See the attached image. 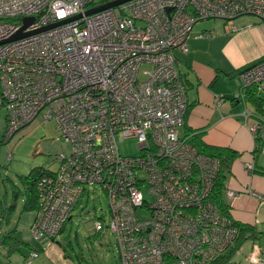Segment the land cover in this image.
I'll return each mask as SVG.
<instances>
[{"label": "built area", "instance_id": "2783aa9c", "mask_svg": "<svg viewBox=\"0 0 264 264\" xmlns=\"http://www.w3.org/2000/svg\"><path fill=\"white\" fill-rule=\"evenodd\" d=\"M91 1L0 0L5 137L42 114L69 148L57 154L58 170L37 183L39 209L29 234L55 240L87 189L99 186L110 220L97 219L94 231L115 235L121 264H217L235 247L238 229L213 197L220 161L180 135L189 100L175 52H189L199 21L223 20L230 31L242 16L264 21V0H130L87 16ZM239 80L236 99L245 102L252 88L264 91V62ZM243 116L264 155V103ZM126 138L138 141L139 155L122 156ZM248 261L264 264L258 247Z\"/></svg>", "mask_w": 264, "mask_h": 264}, {"label": "crops", "instance_id": "0c3cea01", "mask_svg": "<svg viewBox=\"0 0 264 264\" xmlns=\"http://www.w3.org/2000/svg\"><path fill=\"white\" fill-rule=\"evenodd\" d=\"M234 25L237 30L230 31L226 21H223V36L193 29L188 41L189 52H175L190 105L186 128L180 129V135L184 136L187 128L199 131L207 145L229 148L240 153L232 164L225 189L237 194L230 198L224 191V198L231 208L233 220L252 226L257 234L241 243L240 253H235L227 264H253L248 261V255L256 247L264 259V157L257 153L255 140L243 116L245 108L256 110V107L248 99L244 102L236 98L241 88L240 69L264 58V21L254 16H242L234 21ZM258 94L264 97V91ZM248 163L254 165L252 171L247 170ZM6 205L2 204L0 208L11 220H3L0 232L14 229L15 239L23 242L10 257L0 254V264H24L33 253L37 255L32 258L31 264H86L83 254V257L77 255L73 259L57 241L31 240L30 234L20 227L23 213L17 223H13L17 206L6 212ZM106 232L96 233L93 230L91 236L101 238Z\"/></svg>", "mask_w": 264, "mask_h": 264}, {"label": "rangeland", "instance_id": "374dc122", "mask_svg": "<svg viewBox=\"0 0 264 264\" xmlns=\"http://www.w3.org/2000/svg\"><path fill=\"white\" fill-rule=\"evenodd\" d=\"M194 30H206L217 36L225 35L223 21H201L195 25ZM146 69L147 66L144 64L141 71ZM6 116V110L1 109L0 201L9 206L13 202V190L19 188L24 190L25 188L21 177L29 176L39 168L56 172L59 168L57 154H68L69 148L59 139L55 123L52 121L43 122L42 114L33 123L19 131L10 141H7L5 138ZM119 147L122 156H137L140 154L138 141L135 138L124 139L120 142ZM9 156H12V158L9 159ZM144 194L148 201L152 202L154 200L146 189H144ZM17 200V210L13 223H17L20 214L23 213L24 217L20 227H23L29 235V229L36 214L22 212L23 195L19 196ZM148 216L147 212H140L142 219H148ZM101 218L104 223H109V201L99 186L88 188L73 211L72 219L66 222L65 228L58 234L56 241L73 259L77 255L83 257V254L87 260H85L86 264H121L116 238L110 232L103 233L104 235L101 238L91 236L95 221ZM29 238L32 240L30 236Z\"/></svg>", "mask_w": 264, "mask_h": 264}, {"label": "trees", "instance_id": "16d2710c", "mask_svg": "<svg viewBox=\"0 0 264 264\" xmlns=\"http://www.w3.org/2000/svg\"><path fill=\"white\" fill-rule=\"evenodd\" d=\"M109 1H113V0H106V1L93 0L89 3V7L94 8V7L103 5ZM260 62H264V58L253 63L252 65H249V66H246V67L240 69L239 72L241 73L243 70H245L251 66H254ZM180 77H181V80H182V82L186 88V91H187V87H186L185 81L183 80V76L181 75ZM262 97L263 96H260L258 94V91L256 88H252V89L248 90V92H247V99L250 100V102L256 107L257 110H259L264 103V99ZM189 110H190V105H189ZM189 110H188V113H189ZM186 119H187V116H186ZM186 119H185V124L183 126L185 128H186ZM184 133H185L184 137H188L189 142L193 146H195L200 153H202L208 157H211V158H216L220 161L221 168H220V172H219L217 179H216L213 197L215 198V202H216L217 206L219 207V209L221 210V212L224 215L228 216L231 220H233V218L231 216V210H230L231 208L226 203L225 198H224V191L226 189L227 178L231 174L232 164L240 156V153L237 151H234L232 149H229V148L213 147V146L207 145L206 143L203 142L202 133H200L199 131H194V130L187 128V131L186 132L184 131ZM11 139L6 138L7 141H10ZM47 172H50V171L39 168V169H36L35 171H33L29 176L21 177V180H22L25 188H24V190L19 188L20 189L19 191L17 189L13 190L14 191L13 202L11 205L5 206L6 212L10 211L11 209L16 208L18 197L23 195L24 196V203L22 206V212H33L36 214L38 209H39V194H38V189H37V183H38L39 179L44 174H46ZM262 173H264V172H262ZM4 198H6V196H4ZM2 204H3V202L1 201L0 206H2ZM76 206L71 211V217H72L73 211L76 209ZM1 210H2V208H1ZM1 210H0V225L2 223H4L3 220H6V221L8 220L7 222H9L11 220V217L9 215L4 214V211L3 210L1 211ZM69 219H68V221H69ZM65 224H64L63 228L61 229V232L64 229ZM234 225L238 229L235 247L232 250H230V252L227 255L223 256L220 260H218L217 264H227L229 262L230 258L239 249V247H241L240 246L241 243L248 240L249 238H254L257 234V231L250 225H248V226L243 225V224L237 223L235 221H234ZM14 233H15L14 229L6 230L4 233L0 232V245H1L0 247L2 249L0 254H4L6 257H10L11 254H13L15 251H17L19 249V246H20L19 244H21L23 242L22 240H21L22 241L21 242L19 239L18 240L15 239L16 237H14ZM249 234H251V235L248 237L247 235H249ZM56 239H57V237H56ZM56 239L53 241H56ZM116 242H117V240H116ZM119 254H120V252H119Z\"/></svg>", "mask_w": 264, "mask_h": 264}, {"label": "water", "instance_id": "95a60500", "mask_svg": "<svg viewBox=\"0 0 264 264\" xmlns=\"http://www.w3.org/2000/svg\"><path fill=\"white\" fill-rule=\"evenodd\" d=\"M128 1H130V0H113V1H109V2H107V3H105V4H103V5H100V6H97V7H94V8H91V9L87 10V11L85 12V15L89 16V15H93V14H95V13L101 12V11L106 10V9H109V8H115V7H117V6L121 5V4H124V3L128 2ZM82 16H83V15H78V16H76V17H74V18H72V19H70V20H68V21L79 19V18H81ZM32 20H33L32 18H30V19H26V20H25L26 26H27ZM68 21L60 22V23H58V24H55L54 26H57V25H60V24L66 23V22H68ZM19 34H21V33H19ZM18 37H19V36H15V37H13L12 39H10L9 41H12V40H14V39H17Z\"/></svg>", "mask_w": 264, "mask_h": 264}]
</instances>
